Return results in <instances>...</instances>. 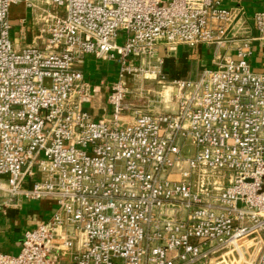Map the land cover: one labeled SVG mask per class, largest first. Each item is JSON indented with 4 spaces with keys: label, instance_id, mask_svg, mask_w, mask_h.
<instances>
[{
    "label": "built area",
    "instance_id": "1",
    "mask_svg": "<svg viewBox=\"0 0 264 264\" xmlns=\"http://www.w3.org/2000/svg\"><path fill=\"white\" fill-rule=\"evenodd\" d=\"M33 1L0 0V193L56 208L0 264H264V72L247 60L264 10L253 34L223 0H44L57 10L16 49L10 7ZM230 42L213 67L164 80L159 47ZM87 55L116 79H87ZM137 77L173 106L126 102ZM99 92L104 116L86 107Z\"/></svg>",
    "mask_w": 264,
    "mask_h": 264
},
{
    "label": "crops",
    "instance_id": "2",
    "mask_svg": "<svg viewBox=\"0 0 264 264\" xmlns=\"http://www.w3.org/2000/svg\"><path fill=\"white\" fill-rule=\"evenodd\" d=\"M33 3L37 6L46 4V1L34 0ZM223 5L236 10L238 19L244 20L248 27L252 26L254 12L264 10V0H223ZM41 15L42 12L34 11V7L26 4H16L10 8V39L16 49H22L32 44L41 35ZM250 31L255 33L252 27ZM237 43L230 42L217 50L205 43L195 46L179 45L168 55L163 47H159L158 56L164 57V73L167 79L195 77L201 70L213 67L214 63L219 61L223 55L232 53ZM250 44L251 54L247 58L250 67L256 72H264V38L254 39ZM116 70L117 67L114 64L98 60L91 55L85 56L83 72L85 77L92 82L115 80ZM86 107L91 110L94 116L106 115L108 107L105 94L97 93L93 104H87ZM0 205H2L0 250L9 254L18 252L26 229L46 221L56 208L50 199L31 200L24 197H6L2 193H0ZM63 264L70 263L64 261Z\"/></svg>",
    "mask_w": 264,
    "mask_h": 264
},
{
    "label": "rangeland",
    "instance_id": "3",
    "mask_svg": "<svg viewBox=\"0 0 264 264\" xmlns=\"http://www.w3.org/2000/svg\"><path fill=\"white\" fill-rule=\"evenodd\" d=\"M22 5H24V4H22ZM41 7L43 8L42 11L40 9ZM35 10H38V12L43 13L44 10L54 11V10H57V8L52 3L46 2V4L43 3V4H39L37 6H34V11ZM118 36H119L118 41L122 42V39H123L122 38L123 37L122 32H120ZM102 61H105L106 63L108 62L109 64H114L116 66V64L114 62L106 61V60H102ZM146 61H148V59H146ZM116 72H117V70H116ZM164 80L165 81L168 80L166 76L164 77ZM129 82H134V83L131 84V86L133 88H132L131 93H129V95L126 97V102H128L130 104H134L135 106H137L138 109H141L142 111L161 112L165 109L164 107H172L173 101H171L170 97L168 99L167 95L166 96L164 95L165 96L164 98L166 101H164L163 99L160 102L157 101L159 97L162 98L161 96H162V94L165 93V91L163 92V90H162L163 88L161 87V85L159 83H156V80L155 81L146 80V79H142L141 77H137L135 79H130ZM138 87H141V90L136 91V88H138ZM182 152L184 155H187V156L192 155L193 146L191 145V143L189 141H186L184 143ZM219 173H220L221 179H223L224 175L225 176L227 175V173L224 171H220ZM196 180L200 181V179H197V178H196ZM224 180L221 181L222 185H224L223 184Z\"/></svg>",
    "mask_w": 264,
    "mask_h": 264
},
{
    "label": "bare ground",
    "instance_id": "4",
    "mask_svg": "<svg viewBox=\"0 0 264 264\" xmlns=\"http://www.w3.org/2000/svg\"><path fill=\"white\" fill-rule=\"evenodd\" d=\"M19 4H25L24 2H21V3H19ZM35 6V5H34ZM40 9H43L42 7L40 8Z\"/></svg>",
    "mask_w": 264,
    "mask_h": 264
}]
</instances>
